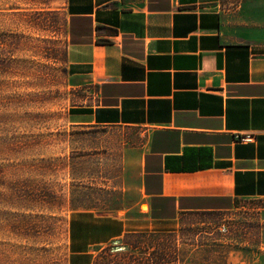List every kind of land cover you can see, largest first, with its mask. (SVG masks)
<instances>
[{
  "label": "crops",
  "instance_id": "crops-1",
  "mask_svg": "<svg viewBox=\"0 0 264 264\" xmlns=\"http://www.w3.org/2000/svg\"><path fill=\"white\" fill-rule=\"evenodd\" d=\"M63 13L68 125L144 138L121 153L119 206L70 216L67 264L185 213L264 204V0H63Z\"/></svg>",
  "mask_w": 264,
  "mask_h": 264
},
{
  "label": "rangeland",
  "instance_id": "rangeland-1",
  "mask_svg": "<svg viewBox=\"0 0 264 264\" xmlns=\"http://www.w3.org/2000/svg\"><path fill=\"white\" fill-rule=\"evenodd\" d=\"M65 46L63 0H0V264H67L70 216L119 206L121 153L144 141L139 129L68 125ZM263 208L185 213L172 232L97 249L93 264H251Z\"/></svg>",
  "mask_w": 264,
  "mask_h": 264
},
{
  "label": "built area",
  "instance_id": "built-area-1",
  "mask_svg": "<svg viewBox=\"0 0 264 264\" xmlns=\"http://www.w3.org/2000/svg\"><path fill=\"white\" fill-rule=\"evenodd\" d=\"M234 138L239 143H247L253 140V136L251 134H237Z\"/></svg>",
  "mask_w": 264,
  "mask_h": 264
},
{
  "label": "trees",
  "instance_id": "trees-1",
  "mask_svg": "<svg viewBox=\"0 0 264 264\" xmlns=\"http://www.w3.org/2000/svg\"><path fill=\"white\" fill-rule=\"evenodd\" d=\"M155 235H158L157 233H133V234H128L126 235L127 238H137V237H140V236H148V237H151V236H155Z\"/></svg>",
  "mask_w": 264,
  "mask_h": 264
}]
</instances>
